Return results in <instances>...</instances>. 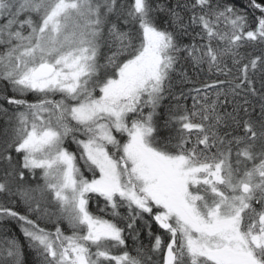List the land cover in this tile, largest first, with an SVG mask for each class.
<instances>
[{"label": "snow or ice", "instance_id": "6c2138e0", "mask_svg": "<svg viewBox=\"0 0 264 264\" xmlns=\"http://www.w3.org/2000/svg\"><path fill=\"white\" fill-rule=\"evenodd\" d=\"M0 101V264H264V0H0Z\"/></svg>", "mask_w": 264, "mask_h": 264}, {"label": "trees", "instance_id": "16d2710c", "mask_svg": "<svg viewBox=\"0 0 264 264\" xmlns=\"http://www.w3.org/2000/svg\"><path fill=\"white\" fill-rule=\"evenodd\" d=\"M189 75L193 77V79H204L206 78V72L205 73H200L199 75H197V72H194L192 69H189ZM186 88H190L192 87V85H186ZM177 91L179 90L178 87L176 89ZM29 99H31V97H29ZM0 103H2V101H0ZM170 103H174V101L171 100V98H167L164 101L165 106L169 105ZM188 105L191 106V99L189 98L187 101ZM6 106V105H5ZM3 128V119L0 118V129ZM3 165L0 164V169H2ZM8 236L9 238L13 235L19 237L20 236V232H19V228L18 226H15L14 224H9L7 225V230L5 231L4 229H0V240H3L5 238V236ZM129 243H131V241H129ZM144 243H147V239H144Z\"/></svg>", "mask_w": 264, "mask_h": 264}]
</instances>
